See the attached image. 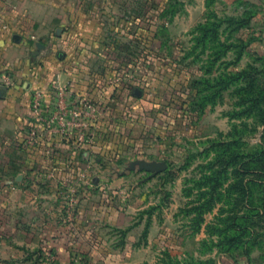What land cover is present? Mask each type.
<instances>
[{
  "label": "rangeland",
  "instance_id": "obj_1",
  "mask_svg": "<svg viewBox=\"0 0 264 264\" xmlns=\"http://www.w3.org/2000/svg\"><path fill=\"white\" fill-rule=\"evenodd\" d=\"M60 1L73 14L60 25L73 32V61L104 87L118 81L122 98L106 97L95 124L88 113L73 135L90 148L75 153L70 181L54 170L44 185L25 182L26 197L0 199V264H264L263 2ZM206 21L219 41L198 42ZM239 49L237 66L259 69L252 88L224 76ZM159 161L167 167L155 174L140 167ZM241 180L254 183L251 197L235 186ZM202 191L214 192L211 211L195 232L187 211ZM245 214L244 247L220 251L206 225Z\"/></svg>",
  "mask_w": 264,
  "mask_h": 264
},
{
  "label": "crops",
  "instance_id": "obj_2",
  "mask_svg": "<svg viewBox=\"0 0 264 264\" xmlns=\"http://www.w3.org/2000/svg\"><path fill=\"white\" fill-rule=\"evenodd\" d=\"M247 1L264 4V0ZM69 5L60 0H0V88H4L0 96V199L4 205L11 195L29 194L25 182L44 185L54 170L64 171L59 179L70 181L66 169L75 153L90 148L73 137L82 133L84 123L72 118L71 108L80 110L84 103L90 104L95 124L105 110L106 97L122 98L115 89L118 81L104 87L102 81L87 78L85 63L73 61L72 55L78 52L72 47L73 32L60 28L72 22ZM125 87L128 92L132 85ZM105 88L110 95L106 96ZM98 145L95 141L94 149L102 150Z\"/></svg>",
  "mask_w": 264,
  "mask_h": 264
},
{
  "label": "trees",
  "instance_id": "obj_3",
  "mask_svg": "<svg viewBox=\"0 0 264 264\" xmlns=\"http://www.w3.org/2000/svg\"><path fill=\"white\" fill-rule=\"evenodd\" d=\"M197 31L200 32V36L198 37V42L199 43H204L207 40H212V41H219L220 40V36H219V32H218V27L210 21H206V22H202L199 23L196 27ZM243 49V47H241ZM231 46H225V49L223 50V52L221 53L222 56H225L228 52H230ZM239 49L238 51H236L235 53V58L232 65H234L231 68H228L226 71V75L229 78L231 77H236L238 80H242L244 81V83H247L246 86H250L252 88L254 80L256 79V74L258 72V68L256 66V64L254 62H247L246 65L243 68H238L239 66H237V63L240 61V59L242 58L243 55V50ZM228 84H226L224 87H227ZM262 103L261 101L258 100H253V104L258 105V103ZM252 104V105H253ZM262 113L261 119L260 121L262 122V124L264 125V111L260 110ZM262 154V152L260 153ZM236 171V169L234 170V172ZM210 175V174H209ZM208 174H203V178L202 180H207V182L210 179V176ZM219 183V179L218 177L215 178L214 180H212V183ZM209 185V184H208ZM251 187H247L246 183L243 182V180L237 182L235 184V186L239 187L243 193L246 196H252L251 193L254 192L253 189V185L254 183H250ZM264 186V185H263ZM208 189L210 186H207ZM214 189H216V187H214ZM191 188L186 189V195L189 196L191 195L192 191ZM214 193V192H213ZM212 192L209 191H202L201 193L198 194V202L199 204H194V206H191L190 209L187 211V214L189 213H194V219H195V223H196V228H195V232H198L202 222H203V215L206 212H210L211 211V206H207L209 204V202H212ZM208 195H211V198H207L209 197ZM200 203V201H202ZM211 200V201H210ZM205 206V207H204ZM222 215V214H221ZM254 215H258L254 214ZM253 217L252 214H245V215H240V217L238 215L228 218V217H218L217 220L218 222H212L206 225V232L208 234V236L212 237L215 236L216 237V245L220 248V251L225 252V253H230L232 251H236L239 248L244 247V242L242 240V235H244L245 233H247L251 228H250V224L247 223V221H249V219ZM237 218H242V222L244 221V223H239L237 222ZM227 224V225H226ZM212 239H214L212 237ZM144 264H148V263H144ZM175 264H181L180 261H175ZM192 264V263H191ZM193 264H202L201 262L198 263H193Z\"/></svg>",
  "mask_w": 264,
  "mask_h": 264
},
{
  "label": "built area",
  "instance_id": "obj_4",
  "mask_svg": "<svg viewBox=\"0 0 264 264\" xmlns=\"http://www.w3.org/2000/svg\"><path fill=\"white\" fill-rule=\"evenodd\" d=\"M92 109V106L90 104H87V103H84L83 104V108H81L80 110L76 109V108H71L70 109V115H72V118L75 120V121H80V120H84L86 119V116L88 113H90ZM57 117L55 116L53 119H56ZM30 136L31 137H35V133L34 131H31L30 132Z\"/></svg>",
  "mask_w": 264,
  "mask_h": 264
},
{
  "label": "water",
  "instance_id": "obj_5",
  "mask_svg": "<svg viewBox=\"0 0 264 264\" xmlns=\"http://www.w3.org/2000/svg\"><path fill=\"white\" fill-rule=\"evenodd\" d=\"M3 93H4V88H0V96H2ZM140 167L150 172L151 174H155L164 170L167 167V164L164 161H159L154 163L140 162Z\"/></svg>",
  "mask_w": 264,
  "mask_h": 264
}]
</instances>
